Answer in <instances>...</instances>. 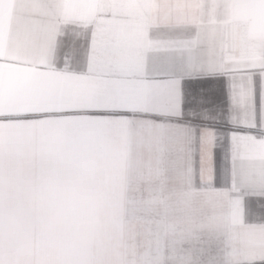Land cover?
Listing matches in <instances>:
<instances>
[{
	"label": "crops",
	"instance_id": "1",
	"mask_svg": "<svg viewBox=\"0 0 264 264\" xmlns=\"http://www.w3.org/2000/svg\"><path fill=\"white\" fill-rule=\"evenodd\" d=\"M0 264H264V0H0Z\"/></svg>",
	"mask_w": 264,
	"mask_h": 264
}]
</instances>
